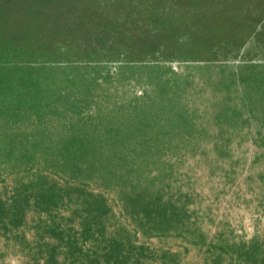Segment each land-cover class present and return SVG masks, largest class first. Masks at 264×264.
Here are the masks:
<instances>
[{"label": "rangeland", "instance_id": "rangeland-1", "mask_svg": "<svg viewBox=\"0 0 264 264\" xmlns=\"http://www.w3.org/2000/svg\"><path fill=\"white\" fill-rule=\"evenodd\" d=\"M0 264H264V0H0Z\"/></svg>", "mask_w": 264, "mask_h": 264}]
</instances>
